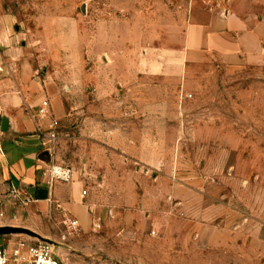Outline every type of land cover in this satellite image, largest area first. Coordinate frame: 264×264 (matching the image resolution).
<instances>
[{
    "label": "rangeland",
    "instance_id": "1",
    "mask_svg": "<svg viewBox=\"0 0 264 264\" xmlns=\"http://www.w3.org/2000/svg\"><path fill=\"white\" fill-rule=\"evenodd\" d=\"M190 4L0 0L66 107L47 160L88 178L91 199L87 224L50 197L2 201L0 226L33 233L0 244L47 241L66 264H264V62L213 59L182 81L146 71L180 48Z\"/></svg>",
    "mask_w": 264,
    "mask_h": 264
},
{
    "label": "crops",
    "instance_id": "2",
    "mask_svg": "<svg viewBox=\"0 0 264 264\" xmlns=\"http://www.w3.org/2000/svg\"><path fill=\"white\" fill-rule=\"evenodd\" d=\"M11 26L9 17L0 18L1 127L5 118L8 121L2 140L4 155H0V199L7 198L9 205L8 192L14 186L22 197H34L30 205L46 210L50 197L51 207L57 204L87 224L84 204L91 199L82 192L88 178L72 169L71 182L48 188L42 179L44 149L57 138L66 107L58 85L46 81L22 53ZM213 59L227 67L264 62V0H191L180 48L149 57L146 71L182 81L189 65ZM44 101L49 102L46 116L39 114ZM39 189L48 190L46 199L38 198Z\"/></svg>",
    "mask_w": 264,
    "mask_h": 264
},
{
    "label": "built area",
    "instance_id": "3",
    "mask_svg": "<svg viewBox=\"0 0 264 264\" xmlns=\"http://www.w3.org/2000/svg\"><path fill=\"white\" fill-rule=\"evenodd\" d=\"M49 102L44 101L42 108L39 110V114L46 116L48 114ZM3 115L0 113V121ZM55 125L58 124L57 121L54 122ZM4 132L0 124V155H4V149L2 147ZM49 146H46L43 157L48 159V156L53 150L52 142ZM43 159L42 167V179L48 188L53 187L56 183L71 182L73 178V171L69 167H64L61 165H56L50 160ZM83 196L87 195V191L83 190ZM8 197L11 203H18L19 206L25 209L30 203L34 202L33 196L25 195L22 197L21 191L16 187H11L8 192ZM7 202V198L0 200V204ZM73 225L77 226L78 221H73ZM1 227V226H0ZM5 239L8 235H3ZM0 264H66L61 260L55 253L53 246L47 241L43 240H29L26 238H17L14 241L6 240L5 243L0 244Z\"/></svg>",
    "mask_w": 264,
    "mask_h": 264
},
{
    "label": "water",
    "instance_id": "4",
    "mask_svg": "<svg viewBox=\"0 0 264 264\" xmlns=\"http://www.w3.org/2000/svg\"><path fill=\"white\" fill-rule=\"evenodd\" d=\"M6 124H8L7 119L5 118L3 121V127L2 130L3 132H6ZM44 155H48V153H44ZM48 197V190L47 189H39L38 190V198L39 199H46ZM19 233H27L31 234L33 233L32 231L25 229V228H20V227H13V226H1L0 227V236L3 235H9V234H19Z\"/></svg>",
    "mask_w": 264,
    "mask_h": 264
}]
</instances>
